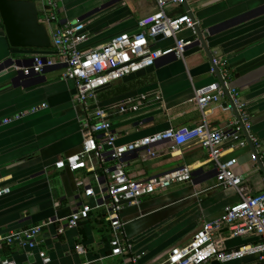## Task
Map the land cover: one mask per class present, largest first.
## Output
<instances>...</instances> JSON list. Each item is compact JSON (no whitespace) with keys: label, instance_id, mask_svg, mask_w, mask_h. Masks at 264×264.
<instances>
[{"label":"crops","instance_id":"crops-1","mask_svg":"<svg viewBox=\"0 0 264 264\" xmlns=\"http://www.w3.org/2000/svg\"><path fill=\"white\" fill-rule=\"evenodd\" d=\"M36 1L41 15L43 0ZM187 7L199 21L200 30L208 34V50L194 42L184 58L169 55L150 68L105 86L96 100H89L87 110L99 107L108 111L118 144L170 127L196 126L202 121V113L192 101L195 90L221 79L212 71V57L226 58L230 83L248 102L252 132L261 142L262 157L255 162L249 144L242 147L235 140H227L223 159L236 157L235 171L244 177L247 192L257 193L264 189V0H186L173 7L172 13L188 12ZM156 8L155 0H61L58 21L45 25L52 40V28L58 24L83 22L87 40L80 49L91 50L119 34L135 33L139 19ZM195 36L193 30L181 33L185 39ZM38 54L57 59L53 43L50 48H12L0 17V62L10 55L28 60ZM64 69L59 64L17 82L13 80L15 72L0 71V122L26 112L21 119L0 124V178L11 187L9 194L0 197V236L48 222L35 248L18 242L4 244L0 258H12L17 264H45L39 256L43 250L51 257L47 264H134L129 256L111 255L112 226L101 206L108 198L107 168L117 163L110 157L109 146L103 145V160L93 154L85 168L55 166L57 160L82 150V123L88 113L75 103V84L63 77ZM141 94H148L149 101L139 111H117V104ZM157 95L160 100H156ZM229 101L226 97L207 109L211 128L225 129L235 119L236 110L225 109ZM43 103L46 108L31 111ZM96 136L99 142L104 140L102 133ZM157 149L156 157L144 150L126 154V172L145 180L189 165L196 174L192 181L175 182L138 203L124 204L120 217L125 236L140 255L138 264H162L174 246L186 244L205 221L218 218L226 206L241 200L235 188L215 186L216 169L202 144L191 142L173 152L165 142ZM90 187L94 194L87 196L85 191ZM83 204L93 207L89 217L75 228L68 227L69 216ZM216 238L225 249L256 240L254 235L233 236L229 229H223ZM77 245L85 251L78 252ZM223 264H264V260L249 255Z\"/></svg>","mask_w":264,"mask_h":264},{"label":"built area","instance_id":"built-area-1","mask_svg":"<svg viewBox=\"0 0 264 264\" xmlns=\"http://www.w3.org/2000/svg\"><path fill=\"white\" fill-rule=\"evenodd\" d=\"M61 0H43L44 17L40 20L47 25L58 21V8ZM155 11L142 16L138 21L135 33H123L113 37L110 41L91 50H82L80 45L87 40L85 24H58L52 28V43L56 48L57 59L48 55H35L33 61L26 67H20L26 76L40 74L45 69L62 64L65 66L63 77L74 81L76 93L74 101L86 110L87 115L82 123L84 141L82 150L78 153L59 159L55 162L58 169L70 168L77 170L85 168L91 155L102 160L103 145L110 148V157L116 160L114 168L108 169L110 182L108 198H104L101 206L105 207L107 219L112 226L111 255L129 256L134 264H138L140 255L134 252L133 243L124 234V222L120 212L125 203L135 204L141 198L151 195L158 190L166 189L175 182H189L193 179V169L184 165L162 175L145 180L132 178L125 170L123 158L126 154L136 150H144L150 157L158 155L157 146L168 143L169 150L175 152L183 145L191 142L202 144L209 151V161L216 169V187H233L241 195V200L225 207L223 213L216 219L205 221L194 233L190 241L183 245L174 246L162 264H209L213 259L229 262L245 256H256L264 260V189L257 193H248L244 185V177L236 173L238 163L236 157L223 159V144L225 141H237L244 147L249 144L248 139L255 146L258 155L252 152V159L258 162L262 157L259 153L261 142L252 132V113L248 102L245 101L237 87L230 83L228 59L212 57V71L219 73L221 80L196 89L192 101L202 113V121L196 126L183 125L170 127L164 131L144 136L129 143H117V134L112 130L110 114L103 108L94 111L87 110L89 100L97 99L99 90L115 83L129 75L150 68L159 60L169 55L184 58L185 51L198 36L185 39L181 33L186 30L196 32L199 21L191 12L173 14L172 8L184 3L185 0H155ZM163 35L161 39H157ZM170 41L166 45L162 42ZM230 99L225 109H235L237 116L225 129H213L206 118L207 109L222 99ZM156 100L161 96L157 95ZM149 101L148 94H141L139 98H129L117 104L119 113L137 112ZM47 104L33 106L36 112L46 108ZM26 112H20L12 117L4 118L0 124H7L21 119ZM103 134V141L97 140V134ZM83 184V181L79 182ZM11 192V187L3 183L0 178V197ZM87 196L94 194L92 187L85 191ZM93 207L83 204L68 218V227L75 228L81 220L87 219ZM43 224L33 225L21 230L12 231L0 236V247L4 244L18 242L24 247L33 249L37 246V238L42 231ZM228 228L233 236L254 235L256 240L244 243L238 247L225 249L216 238L223 229ZM76 250L83 253V246L77 245ZM43 263L51 261V257L43 250H39ZM0 264H17L9 257L0 258Z\"/></svg>","mask_w":264,"mask_h":264},{"label":"water","instance_id":"water-1","mask_svg":"<svg viewBox=\"0 0 264 264\" xmlns=\"http://www.w3.org/2000/svg\"><path fill=\"white\" fill-rule=\"evenodd\" d=\"M184 3H186V0ZM187 10L191 12L189 7H187ZM0 17L7 34L9 44L12 48L40 49L50 48L52 46L50 31L40 20L39 6L36 0H0ZM196 33L199 37V40H197L196 43L203 44L206 47L205 37L208 34L203 33L199 26L196 28ZM162 37L163 35H159L157 39H161ZM206 49L208 50L207 47ZM32 61L33 58L25 60L21 58H14V56L10 55L0 62V71H13L15 72V76L13 78L14 82L21 81V79L28 76L24 74L20 67H26L31 64ZM45 71L46 69L42 73L36 75L44 74ZM248 142L253 152L258 155L253 143L249 139ZM258 161H260V158ZM193 174H196V171H194ZM227 229L228 228H225V230ZM211 264L223 263L217 259H213Z\"/></svg>","mask_w":264,"mask_h":264},{"label":"rangeland","instance_id":"rangeland-1","mask_svg":"<svg viewBox=\"0 0 264 264\" xmlns=\"http://www.w3.org/2000/svg\"><path fill=\"white\" fill-rule=\"evenodd\" d=\"M44 15V13L43 12H41V15H40V17H42Z\"/></svg>","mask_w":264,"mask_h":264}]
</instances>
